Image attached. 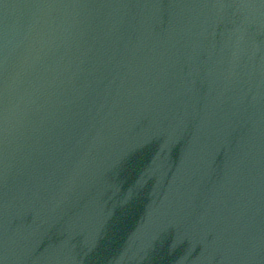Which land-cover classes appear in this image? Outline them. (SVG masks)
<instances>
[{"label": "water", "instance_id": "obj_1", "mask_svg": "<svg viewBox=\"0 0 264 264\" xmlns=\"http://www.w3.org/2000/svg\"><path fill=\"white\" fill-rule=\"evenodd\" d=\"M0 264H264V0H0Z\"/></svg>", "mask_w": 264, "mask_h": 264}]
</instances>
